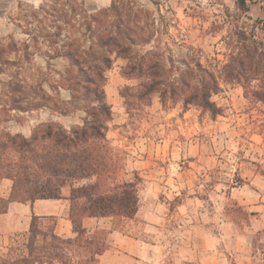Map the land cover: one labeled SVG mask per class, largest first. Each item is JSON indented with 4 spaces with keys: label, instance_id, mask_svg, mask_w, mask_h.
<instances>
[{
    "label": "rangeland",
    "instance_id": "obj_1",
    "mask_svg": "<svg viewBox=\"0 0 264 264\" xmlns=\"http://www.w3.org/2000/svg\"><path fill=\"white\" fill-rule=\"evenodd\" d=\"M74 1L83 2L89 13L103 8L91 0ZM61 2L64 0H57V4L50 0H0V40L17 44L5 56L13 65L0 74V103L21 98L22 105L32 107L23 113L10 111L13 118L7 127L11 134L23 127L36 129L48 121L60 122L61 116L49 111L53 106L69 111L72 123L80 126L83 118L88 117L89 103L82 96L84 79H60L59 73L65 70L67 62L47 58L44 44L30 49L31 56L21 60V75L12 76L21 55L16 49L30 40L27 33L47 30L46 26L50 31L61 23ZM114 3L112 12L96 17L95 35L106 31L115 37L129 34L138 44L133 47L130 60L113 55L105 79H94L95 89L103 88L105 101L111 106L110 120H100L106 125L104 139L99 140L106 167L100 168L96 180L94 176L70 183L77 187L96 183L100 192L107 193L114 185L131 182L136 188L137 207L146 202L145 188L152 191V202L161 203L166 210L164 220L155 225L159 233L153 232L157 247L152 251L157 259L147 264H177V255L186 252L193 228L196 234H211L214 239L221 221L228 223L229 231L235 225L237 232L258 225L257 217L250 216L242 199L253 203L264 197V179L260 176L264 175V103L254 96L264 85L254 79H225L222 72L230 56L240 52V33L250 41L264 43V20L242 14L222 0ZM42 5H47L46 13H37ZM72 23V35L78 38L77 19ZM145 40L147 43L143 44ZM50 54L53 55L52 50ZM141 55L145 57L141 59ZM147 60L159 62L164 79H152L150 72L135 69ZM202 70L217 81L218 88L209 98L219 109L215 116L190 100L185 102L196 93V77L203 75ZM23 133L28 135L27 129ZM36 149L35 153H43L39 146ZM253 173L260 177L248 186L244 178L248 180ZM41 182H26L18 177V195H39ZM151 182L156 185L147 186ZM204 223L210 224L211 232L200 227ZM114 224L119 230L138 232L134 222L117 217ZM98 236L102 241L106 235ZM78 241L67 245L49 235L45 239L35 233L12 236L0 255V264H93L95 236L91 245L83 243L87 241L85 236ZM224 241L228 243L227 252L237 249L230 237ZM262 252L264 239L259 232L253 234V253ZM195 256L197 259L198 251Z\"/></svg>",
    "mask_w": 264,
    "mask_h": 264
},
{
    "label": "trees",
    "instance_id": "obj_2",
    "mask_svg": "<svg viewBox=\"0 0 264 264\" xmlns=\"http://www.w3.org/2000/svg\"><path fill=\"white\" fill-rule=\"evenodd\" d=\"M50 1L57 4V0ZM248 2L250 0H235V7L242 14H246L249 11ZM60 4L64 13L61 16V23L51 27L52 32L48 30L49 26H46L47 30L41 28L35 33L33 31L26 32L30 40L21 43V49H16L21 51V55H18L17 71L12 76L15 78L17 75H21L24 69L21 60L31 56L32 52L29 50L44 44L47 47L44 53L47 58H58L67 62L65 70L59 73L60 79H84V95L82 96L89 103L86 108L88 117L83 118L81 126L72 127L69 130H65L59 124L51 121L41 124L32 131L31 137L27 139L18 133L11 134L7 124L13 118L9 115L11 110L23 113L28 112L32 107L22 105L24 101L21 98H10L6 103H0V178H10L13 181L9 200L25 202L35 198H58L61 187L72 186L70 182L73 181L97 177L100 168L106 167L105 155L99 144V140L104 139L103 131L106 125L100 120L103 118L105 122L109 121L111 111L105 101L103 88L95 89L94 79H105L104 74L111 68L113 55L117 58L130 60L129 55L138 43L135 42V37L129 34L123 36L120 33L121 35L115 37L110 31H106L95 35L96 17L112 12L115 8L114 0L109 7L93 13L86 10L83 2L77 4L74 0H64ZM46 6H40L37 13H46ZM76 19L78 28L75 31H78V38L72 35L71 31L75 27L72 21L75 22ZM80 19L83 20L81 23ZM61 35H63V39L60 38ZM239 35L241 37L238 39L240 52L235 56H230L229 63L223 67L222 73L225 79H254L264 85V43L250 41L244 33ZM80 41L87 46L81 45ZM142 43L146 44L147 41H142ZM248 43L255 45L250 46ZM16 47L17 44L13 40L6 44L0 40V74L6 72L8 65H13L5 56ZM50 50L53 55L50 54ZM143 57L145 55L140 56L141 59ZM158 64L157 60H147L138 64L135 69L151 73L152 79H164L160 73L163 70L159 68ZM153 71H158V73L153 74ZM202 72L203 75L196 77L199 79V85L195 88L196 93L185 102L189 103L190 100L215 116L219 109L209 98L210 94L218 88L217 81L212 74L203 70ZM254 96L258 101L264 103V88L256 90ZM49 111L60 116L70 115L69 111L60 110L55 106L49 107ZM40 128L44 129L39 132ZM36 132L39 133L36 134ZM38 146L43 153H35ZM18 177L26 182L41 180V193L31 198H25L27 196L22 198L21 195H18L20 191L16 185ZM70 198L72 203L70 218L74 232L77 234L76 239L64 241L55 236H49L50 239L62 241L67 245L77 244L79 237L85 236V231L80 225L82 217L131 219L137 210L136 188L135 184L131 182L114 185L107 193L100 192L96 183L95 185L92 183L72 187ZM30 233H35L44 239L47 238V235L39 234L35 224L31 227ZM97 241L101 243L100 240ZM83 243L91 245L94 242L84 241ZM103 248L102 244H98L94 254L101 252Z\"/></svg>",
    "mask_w": 264,
    "mask_h": 264
},
{
    "label": "crops",
    "instance_id": "obj_3",
    "mask_svg": "<svg viewBox=\"0 0 264 264\" xmlns=\"http://www.w3.org/2000/svg\"><path fill=\"white\" fill-rule=\"evenodd\" d=\"M91 1L96 2L98 8H105L111 4L112 0ZM222 1L226 6L231 4L235 6V0ZM247 4L249 7L247 16L264 20V0H250ZM71 117L61 116L62 119L57 124L65 130L80 126L72 123ZM23 129H27L28 135L23 133ZM34 129L23 127L18 134L24 138H30ZM145 173L148 175L147 172ZM252 176L254 173L248 180L244 178V182L249 183L248 186L254 185L257 177L261 176L264 179V175ZM148 185L155 186L156 183H147ZM12 187L13 181L10 178H0V255L5 251L6 244L12 236L29 233L33 224L40 234L55 236L64 241L76 239L77 234L74 232L70 218L72 205L70 194L72 187H77V185L61 187L58 198H35L25 202L9 200ZM262 188L264 190V186ZM145 190L143 195L146 197V202H143V205L138 204L133 218L120 217L125 222L138 224L136 233H132L130 229L126 231V229L116 228L114 219L117 217L84 216L81 218L80 225L85 231L86 240L91 243L95 236V247L98 244H102L104 247L101 252L94 254L93 264H133V262L147 264L157 259L156 253L152 251L157 247L153 239V232L156 230L159 233V229L155 225H159L164 220L163 215H165L164 210L166 209L161 203L152 202L153 192L147 188ZM258 196L261 195L258 194ZM242 202L249 209L250 216L257 217L255 221L258 225L246 226L245 231L237 232L235 225L231 226L232 229L229 231L228 223L221 221L214 239L211 234H209L210 236L205 233L204 235L196 234L195 228H193V233L189 232L186 252L177 255V264L195 262L197 259L196 264H264V253L259 255L253 253V234L261 232L264 239V197L253 203L244 198ZM209 226L210 224L206 226L204 223L200 227L204 229V232L206 229L211 232ZM101 233L106 236H104L105 239L99 241L101 243H98L97 239L100 240L98 235ZM227 237H230L237 246L233 253L226 251L228 243L224 240ZM196 251L199 252L197 259Z\"/></svg>",
    "mask_w": 264,
    "mask_h": 264
}]
</instances>
